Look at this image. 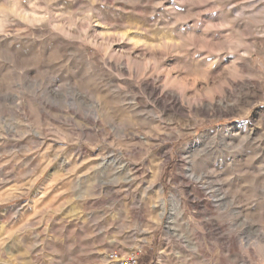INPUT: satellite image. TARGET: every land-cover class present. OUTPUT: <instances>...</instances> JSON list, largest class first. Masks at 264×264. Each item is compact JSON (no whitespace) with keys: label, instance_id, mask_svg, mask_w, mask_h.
Segmentation results:
<instances>
[{"label":"rangeland","instance_id":"obj_1","mask_svg":"<svg viewBox=\"0 0 264 264\" xmlns=\"http://www.w3.org/2000/svg\"><path fill=\"white\" fill-rule=\"evenodd\" d=\"M189 168L236 197L168 220ZM134 250L264 264V0H0V264Z\"/></svg>","mask_w":264,"mask_h":264},{"label":"bare ground","instance_id":"obj_2","mask_svg":"<svg viewBox=\"0 0 264 264\" xmlns=\"http://www.w3.org/2000/svg\"><path fill=\"white\" fill-rule=\"evenodd\" d=\"M150 94L151 95L155 94V88L152 87L150 89ZM165 100H170V104H166V103H164V101H162L160 99L155 100V102L160 106L170 108L171 111L178 112V114L185 112L184 107L178 103V101L174 95L166 94ZM207 109H208V105H205V107H202V105H199V107H196V105L194 106V110L196 112L197 111H200V112L205 111L206 112ZM201 138H203V137H201ZM195 151H192L189 154L192 156ZM230 166H231L230 174L235 175L236 167L234 166V164L230 165ZM194 172H195V170H194ZM194 172H193L192 168H189L187 170V174L189 175L190 180L180 179L179 184L170 193L169 202H170V206H171V209H170L171 214H170L168 220L171 219V216H173V215H176L177 217H181L182 219H185V217H186L185 216V212H186L185 208H188V207L190 209L195 208L196 210L201 211V212H199V216L204 215V214H212L211 213L212 212L211 209H213L212 204L215 205L216 207H219L221 205L223 206L225 204L228 207L230 202L233 201V199L236 197L237 192H236V189L234 186L235 180H234L233 176L231 177V175H230L229 178L226 180L227 189L225 191H219L218 190L220 197L212 196L211 199H213V201L212 202L209 201V199L206 197V194L208 193V191L206 189L207 187H205L203 184H198L200 182V180L202 179V177H205V174L207 175V172L205 174L202 171L200 172V174H197ZM156 188H157L156 189L157 193L160 196H162L161 187L157 185ZM158 204L161 207V214H163V212H164V200L159 199ZM206 228H207L208 233H210V234H215L218 236L222 234V229H221L220 225L217 223H213L210 226L208 225V226H206ZM170 229L168 227H166V233L167 234L171 233ZM227 240L228 239L222 235H221V237L219 236V238H218V242H220L221 244H224Z\"/></svg>","mask_w":264,"mask_h":264},{"label":"built area","instance_id":"obj_3","mask_svg":"<svg viewBox=\"0 0 264 264\" xmlns=\"http://www.w3.org/2000/svg\"><path fill=\"white\" fill-rule=\"evenodd\" d=\"M140 257V250H134L127 254L109 251L105 257V264H139Z\"/></svg>","mask_w":264,"mask_h":264}]
</instances>
